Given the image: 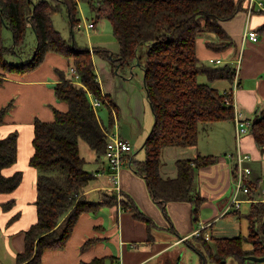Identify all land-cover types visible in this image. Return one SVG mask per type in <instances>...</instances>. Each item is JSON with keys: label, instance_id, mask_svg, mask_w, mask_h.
I'll return each mask as SVG.
<instances>
[{"label": "trees", "instance_id": "trees-1", "mask_svg": "<svg viewBox=\"0 0 264 264\" xmlns=\"http://www.w3.org/2000/svg\"><path fill=\"white\" fill-rule=\"evenodd\" d=\"M78 1L0 0V83L4 74H21L37 67L47 52L63 55L77 76L73 74L54 86L56 99L67 105L66 111L53 109V120L35 119L33 124L34 151L28 163L38 172L37 221L24 233L25 250L16 257L18 264H42L43 251L61 247L81 213H95L105 205H120L147 225L150 221L127 196L117 199L115 192H104L97 199L83 196L94 175L85 170L87 161L80 153L79 143L83 142L97 159L105 158V132L113 127L114 117L108 107L111 100L102 95L92 61L93 53L108 58L109 52L78 47L73 37L65 41L53 25L52 17L65 11L72 33L81 22ZM83 1L89 6L93 24L103 18L109 21L120 46L117 57L120 63L131 66L138 59L143 60V88L154 122L142 144L144 158L130 160L131 170L145 179L154 202L161 207L167 202L191 203V215L196 220L204 202L194 192L196 170L213 164L215 158L197 156L189 161L178 160L177 177L163 180L158 173L160 153L166 147L196 146L200 125L234 118L233 106L225 101L226 92L220 93L211 84L217 80L233 83L235 68L212 66L209 61L199 60L195 42L203 32L212 33L215 39L207 42V47L212 51L226 50L231 42L220 22L236 16L245 0ZM29 30L36 37L33 54L26 63L9 62L6 56L21 55ZM7 39L12 46L6 44ZM200 76L205 77L206 83L199 82ZM90 96L106 106V125L97 118ZM5 113L6 108H2L0 125ZM249 127L257 148L264 150V108ZM16 147L15 133L0 139V194L12 192L22 179L21 172L1 174L5 167L14 164ZM246 219L249 221L246 238L214 239L215 253L203 241L205 253L213 263L221 264L229 258L237 264H264L246 260L249 256L264 257V202L252 201ZM243 241L251 243L249 251L243 250Z\"/></svg>", "mask_w": 264, "mask_h": 264}, {"label": "crops", "instance_id": "crops-1", "mask_svg": "<svg viewBox=\"0 0 264 264\" xmlns=\"http://www.w3.org/2000/svg\"><path fill=\"white\" fill-rule=\"evenodd\" d=\"M259 3L264 7V0H253L249 10L250 0H245L236 16L220 22L231 42L226 50L212 51L207 47V42L215 39L212 33L203 32L195 42V54L199 60L207 62L209 59L220 58L223 63L218 66L231 65L237 68L235 79L238 86L234 88L232 95L233 111L240 113V120L249 123L258 119L264 108V10L260 9ZM79 8L78 4V11ZM84 18L85 22L81 24L83 28L80 30L86 33L85 37L75 35V29L72 35L65 11L52 17L54 28L65 41L73 37L78 47L109 52L108 58L92 54L96 79L102 95L111 100V104L107 103L114 117L113 127L118 131V136L130 145L129 159L142 161V144L154 122L143 88V60L138 59L131 66L120 63L117 58L120 46L112 35L109 21L103 18L93 24L90 14ZM88 22L93 24L92 29H84ZM245 29L258 32L256 43L242 38ZM27 34V38L29 36L33 41L32 45L29 46L26 38L21 55H14V64L26 63L34 52L36 37L30 30ZM9 44L12 46L10 40ZM6 58L8 60L7 56ZM72 75L70 63L63 55L47 52L37 67L25 73L4 74L2 77L0 110L6 108V113L0 125V139L15 133L17 155L14 164L5 167L1 174L10 176L21 172L22 179L12 192L0 194V264H18L16 257L25 250L24 233L37 221L35 200L38 172L28 163L34 151L33 124L35 119L43 122L53 120V109L66 111L67 105L56 99L53 90L58 82L70 79ZM233 84L217 80L213 86L224 93L233 88ZM91 99L90 96V101ZM102 105L101 103L100 107ZM99 119L102 124V119ZM197 143L188 148H164L160 153L158 170L161 179L174 180L178 174V160L189 161L197 156L215 158L213 164L196 170L194 192L204 200L197 211L196 220L191 215V203L167 202L161 207L154 202L145 179L131 170L129 164H124L118 171L117 183L114 184L107 160L104 157L97 159L91 151L87 158L84 157L87 161L85 170L94 177L84 188L83 196L96 199L104 192H115L117 199L127 196L151 222L147 225L137 219L134 212H128L120 205H105L95 213H81L63 245L43 251L40 262L207 264V260L211 263L213 261L205 253L203 241L215 253L214 239L235 236L246 238L249 233L246 215L250 205L252 201L264 202V150L257 148L250 131L237 142L234 118L200 125ZM237 147L250 156L246 165L251 170L248 176L251 193L247 195L235 192V158L226 156L234 153ZM233 198L240 201L239 209L231 206ZM199 234L204 238L208 235V239L199 238ZM242 248L249 251L252 245L243 241Z\"/></svg>", "mask_w": 264, "mask_h": 264}, {"label": "built area", "instance_id": "built-area-1", "mask_svg": "<svg viewBox=\"0 0 264 264\" xmlns=\"http://www.w3.org/2000/svg\"><path fill=\"white\" fill-rule=\"evenodd\" d=\"M252 2L253 0H250V5L248 6L249 10L252 8ZM260 9L264 10V7L261 3ZM80 28H83L81 25H77L75 27V30H79ZM93 24L88 22L84 29H92ZM242 38L247 39L250 42L256 43L258 40V32L251 29H245L243 32ZM240 60V57L239 59ZM209 64L211 65H221L223 62L220 58H214L209 59ZM239 63V61H238ZM238 63L236 65H238ZM236 67V66H235ZM236 74L233 81V88H230L229 91L226 92L227 98H225L226 104H231L233 106V91L234 88H236L238 85H236V75L238 73L237 68H235ZM71 73L75 75L73 70H71ZM76 76V75H75ZM77 78V76H76ZM91 104L93 106V109H96L101 106V103L92 98ZM234 114V122H235V128H236V140H238L245 135L249 131V126L251 123L248 121H242L239 119L240 113H238L236 110L233 111ZM106 134V152H105V159L108 162V167L110 171V175H112V179L114 184L117 183V176L118 171L123 167L124 164H128L130 159L128 157V152L130 151V145L128 143L121 139L118 134L115 135L114 132L107 131ZM227 157L235 158V168H234V185H235V192H242L243 194L247 195L251 193V184L248 181V176L251 174L250 168L246 165V162L250 160V156L248 154H244L240 147H237L234 153L227 154ZM262 192L264 194V189H262ZM235 209L240 208V201L237 199L232 200V205ZM198 234V232H197ZM208 239V235L206 237Z\"/></svg>", "mask_w": 264, "mask_h": 264}, {"label": "rangeland", "instance_id": "rangeland-1", "mask_svg": "<svg viewBox=\"0 0 264 264\" xmlns=\"http://www.w3.org/2000/svg\"><path fill=\"white\" fill-rule=\"evenodd\" d=\"M78 4H79V7H80L79 8V19L81 20V22H80V25H81V24H83V22H85L84 16L86 17L90 13H89V6L86 3V1L79 0ZM74 33H75V35H82L83 37H85V35H86V33L82 29L81 30L79 29L78 31L75 30ZM32 42L33 41L28 36L27 43L29 44V46L32 45ZM6 44L10 45L8 39L6 41ZM7 57H8V60L11 61L12 63L15 62L14 61L15 60L14 56L8 55ZM135 71H137V70L135 69ZM199 82L200 83L201 82L202 83H206L205 77L204 76H200ZM211 85L213 86V83ZM96 113H97L98 117L101 118L103 123L106 125L108 123V118H107L108 113H107V110H106V106L102 105V107L97 108L96 109ZM111 132H114L115 135L118 134V131L116 130L115 126L112 128ZM79 147H81V154H82L83 157L87 158L88 155L91 154V150L88 147H86L84 143L80 142L79 143ZM207 264H216V263H211L209 260H207ZM221 264H237V262L234 261L233 259H227L226 261L221 262Z\"/></svg>", "mask_w": 264, "mask_h": 264}, {"label": "water", "instance_id": "water-1", "mask_svg": "<svg viewBox=\"0 0 264 264\" xmlns=\"http://www.w3.org/2000/svg\"><path fill=\"white\" fill-rule=\"evenodd\" d=\"M137 66H139V64L137 63ZM246 260H251V261H255V262H264V257L263 258H257L254 256H249L246 258Z\"/></svg>", "mask_w": 264, "mask_h": 264}]
</instances>
